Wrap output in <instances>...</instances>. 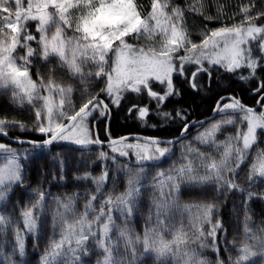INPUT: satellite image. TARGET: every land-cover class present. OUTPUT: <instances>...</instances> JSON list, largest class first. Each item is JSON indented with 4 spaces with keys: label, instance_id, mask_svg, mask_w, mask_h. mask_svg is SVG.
Masks as SVG:
<instances>
[{
    "label": "snow or ice",
    "instance_id": "1",
    "mask_svg": "<svg viewBox=\"0 0 264 264\" xmlns=\"http://www.w3.org/2000/svg\"><path fill=\"white\" fill-rule=\"evenodd\" d=\"M254 7L250 0L240 7L243 19L239 23L202 32L197 44L191 38L187 20L190 15L204 14L205 0H185L184 7L174 5L172 0H151L147 14H143V6L137 0H0V94L10 92L13 105L21 109L28 106L35 116L32 126L16 119H0V135L7 138L9 128L38 133L40 140L17 137L13 142L30 145L39 155L56 144L75 146V151L81 153L79 159L88 168L74 173L72 179L95 186L94 192L85 190L87 200L82 212L76 208L79 192L53 198L57 207L51 228L53 234L59 228V239L50 240L40 264H87L83 257L90 255V244L102 253L96 264H145L149 257L154 258V264H264V228L254 233L249 227L251 203L254 199L264 200V195L237 181L240 169L250 158V150L258 143V130H264V111L245 106L234 95H221L214 113L232 115L194 137L196 143L212 149L204 152L191 143H182L193 126L185 110L177 109L174 114L162 110L170 98L183 95L185 83L197 94L205 86L211 90L213 84L217 88L230 87L214 77L217 67L233 74L247 68V76L237 77L240 82L255 79L258 68L264 70V25L257 23L264 19V11L253 15ZM221 13L218 9L217 17ZM204 19L211 21L213 17ZM30 22L35 24L34 32L29 28ZM130 40H143L144 45L129 43ZM254 43L258 57L253 54ZM37 59L49 65L47 79L39 72L33 79V61ZM53 59L55 64L50 63ZM189 66H194V70L189 72ZM58 70L78 81L83 89L87 99L78 108L72 103L73 84L57 81ZM201 76L207 77L203 84L199 82ZM93 79L104 81V87L96 94L88 92ZM154 83L162 86L160 92L153 90ZM262 91L264 82H258L255 92ZM129 92L137 96L146 93L155 102L154 112L151 104L141 107L131 103L129 114L136 112L141 122H146L150 114L162 120L179 118L183 121L180 135L165 140L140 136L113 139L109 134L106 142L102 141L89 121L97 115L110 120L112 109L119 108ZM261 101L264 96L257 103ZM236 114H240L246 129L237 128L234 136L217 142L215 136L222 126L236 125ZM199 123L202 126L204 122ZM98 145L109 151L101 150L96 160L85 162L83 153ZM175 145L180 146L179 163L173 161L169 168L156 172L150 185L143 184L147 171L170 158ZM0 152L7 154L0 163L3 206L10 202L16 187H24L21 161L29 153L25 150L21 155L19 149L4 143H0ZM121 159L126 162L120 164ZM66 162L67 157L60 153L51 161L61 180L65 179ZM98 162L104 167L99 176H94L90 169ZM109 162L126 176L125 190L119 194L105 195L103 191L110 177ZM53 178H57L55 172ZM257 179L264 181V150L256 153L246 182L251 186ZM149 186L154 195L140 235L129 225L142 190ZM209 189L217 197L241 193L244 229L239 245L235 239L227 240L226 221L219 217L218 200L182 203L185 192L200 191L206 195ZM32 193L37 199L20 210L19 221L0 213V264H17L16 257L26 253V236L38 238L44 226L43 209L49 193L38 188ZM176 213L182 217L187 214V227L182 220L179 228L172 225ZM9 232L14 239L11 252H6ZM229 244L237 255L228 252ZM205 249L213 252L215 260L203 255ZM222 250L226 258L221 255Z\"/></svg>",
    "mask_w": 264,
    "mask_h": 264
},
{
    "label": "trees",
    "instance_id": "2",
    "mask_svg": "<svg viewBox=\"0 0 264 264\" xmlns=\"http://www.w3.org/2000/svg\"><path fill=\"white\" fill-rule=\"evenodd\" d=\"M255 4L252 14L256 15L257 12L264 11V0H251ZM137 3L143 6V14H147L150 10L151 0H137ZM174 5L178 4L181 7L185 6V0H172ZM250 3V0H205V11L203 15H190L187 20V27L191 33V38L193 42L199 44L201 41V33L202 32H210L216 28L221 26H231L234 23H239L242 16L239 15L240 7L243 5H247ZM218 9L222 10L221 15L217 17ZM205 16H212L213 19L211 21L205 20ZM259 25H264V19H260L257 21ZM29 28L34 32L35 24L33 22L29 23ZM129 43L136 44L137 41L130 40ZM33 47H36L35 42H33ZM254 56H260V53L255 51L256 45L255 43L252 45ZM51 64H55V59L50 61ZM264 64V61L261 62ZM48 64L43 63L39 59L33 61V79H36V73L39 72L41 76L45 79L48 77ZM208 65L206 64L205 67ZM189 72L194 70V66H189L187 69ZM249 74V70L247 68H240L234 74L233 73H225L224 70L220 67H217L213 75L220 82L221 85L230 87L225 88H217L215 84L212 85L211 90L207 86L203 87L199 93L197 94L194 91L188 89L187 84H183L182 91L183 95L176 96L170 98L163 107V111L172 112L177 109H184L185 114L189 121L191 120H199L206 116H209L215 105L216 101L219 99L221 95H234L242 103L247 106L254 107L258 105L257 103L262 96H264V91L257 94L255 89L258 87V82H264V70L256 71L255 79L240 82L237 80L239 76H247ZM55 78L57 81H64L65 83H71L74 86V94L75 96L72 98V103L75 107H79L87 97L83 96V89L81 88L78 81L69 79L68 75H66L62 71H57ZM207 80L206 76L199 77V82L203 84ZM177 84H180L181 81L177 78ZM104 87V81L100 79H93L89 83L88 92L90 94H96L100 91L101 88ZM154 90V89H153ZM160 92V90H155ZM102 98L105 99L103 95ZM228 102V101H224ZM131 103H138L139 106L143 107L144 105L151 104V110L155 111V102L150 101L147 94H142L137 96L133 93L126 94V98L121 103L119 108L112 109V119L110 123V130L115 137L121 136L123 134L128 133H142L146 135L160 136L165 138H172L177 136L180 133L181 125L183 121L179 118H174V120H162L158 116L154 114H150L146 118V122H141L137 118V113L133 112L131 114L128 113V108L131 106ZM260 104H264V101H261ZM257 112L263 111L262 107L256 110ZM0 119H16L26 123L29 126L34 124L35 116L33 110L25 106L23 109L13 105L9 99L5 95L0 94ZM7 132L12 137H20V138H29L40 140L41 136L32 131H26L21 133L18 128H9ZM105 124L99 123L98 127V135L101 137L105 136ZM260 137V140L263 138ZM0 143H4L9 145L12 148L19 149L21 155L24 154L25 149L31 148L30 145H21L17 143H11L6 141L4 138H0ZM259 143V142H258ZM60 148V144H56L51 146L44 155L39 158L36 154L29 155L27 159L22 160L25 169V180L28 186H35L39 183L38 189L42 192L49 193L52 196H59L66 193H74L82 191L86 185L85 182H77L72 179L73 175L67 177L65 182L56 181L53 178V165L51 163L52 158L58 152ZM103 151H106V147L101 148ZM255 150H261V147L257 144L250 150V155L253 154ZM134 163V157H131ZM164 160H167L164 159ZM99 172L102 171L104 164L98 162ZM159 166H161L159 164ZM244 165L240 171L239 176L241 175ZM109 167V166H108ZM110 169V167H109ZM118 176L112 181V183L105 184V187L108 190H111L115 194H119L125 190L126 186V176L123 172H119ZM238 176V178H239ZM237 178V179H238ZM38 182V183H37ZM260 182L263 183L264 181ZM148 183V182H146ZM147 185H150L149 183ZM246 187V185L244 186ZM20 191V202L19 206L15 209L17 221L20 219V210L23 209L24 201L27 199L30 191L25 190L23 188L19 189ZM154 192L153 189L149 187H145L138 201L136 213L130 223V227L134 229V231L140 235H143L144 228L146 226L147 217L149 216L151 210V201L153 198ZM204 199L196 200L193 192L187 193L185 192L182 196V203H198L200 202H218L220 203V213L219 217L223 218L226 221L227 228V240L229 242L235 239L236 244L239 245L243 238V229H244V211L242 208V195L239 191L229 194L227 196H219L217 197L214 191H208L207 194H203ZM198 201V202H197ZM250 214L251 221L249 222V227L255 233L257 229L264 228V200L254 199L250 206ZM181 220L185 227L188 225V216L184 214L183 217L176 213L174 214V219L172 221V225L175 228H179L181 224ZM118 224L121 223V220L117 218L116 221ZM207 228V226H206ZM222 235V234H221ZM167 239H171V235L165 233ZM13 235L11 232L7 235V247L5 249L6 252H11L12 244H13ZM228 252L233 256L237 255V252L231 245H228ZM26 254L29 255L30 261H37L40 257V253L35 252V237L26 236ZM203 255L215 260V255L211 250L205 249L203 250ZM221 255L225 256L223 250L221 251ZM226 258V256H225ZM17 264H19L20 257H16ZM145 264H154V258L149 257L145 260Z\"/></svg>",
    "mask_w": 264,
    "mask_h": 264
},
{
    "label": "rangeland",
    "instance_id": "3",
    "mask_svg": "<svg viewBox=\"0 0 264 264\" xmlns=\"http://www.w3.org/2000/svg\"><path fill=\"white\" fill-rule=\"evenodd\" d=\"M69 35H71L70 32H69ZM137 43H139L140 45H144L143 40H140ZM180 54L183 55L184 53L181 52ZM161 88H162L161 85H159L158 83H154V88H153L154 90H156V89L160 90ZM2 95H5L7 97V99L10 100V92L9 93H2ZM74 96H75V94L73 92L72 98ZM231 115H232L231 113H228L227 115L218 113L216 115V117H214L213 119L203 123L202 126L199 125V126L194 127L193 129H191V131H189V133L187 134L186 139L183 140L182 143H191L193 147L199 148L201 151H204V152L212 151V149L210 147L196 143L194 140V137L198 133L203 132L204 129L208 128L211 124L215 123L216 121L227 119ZM234 118L236 119V125H224V126H222L220 131L215 136V139L217 142L224 141L226 139V137H228L229 135L234 136L236 134L237 128H240L241 130L246 129V123L241 124V122H240V114H236ZM33 122H35V120ZM89 124L92 128V131L94 132V127L92 125L91 120L89 121ZM262 134L264 136V130H258V142L259 143H257V144L261 147V150H264V137L261 139V141H259L260 137H262ZM130 142H134V141H130ZM25 150H28L29 155L36 154L39 158H41L44 155V153L46 152V150H48V149L44 150L43 155H39L36 150H32L31 148H27ZM99 151H100V146L98 145L96 147L91 148L89 150V152L83 153L84 161L86 162L88 160H93V161L96 160V154ZM106 151H109V150L106 149ZM258 151L255 150L253 152V154L250 155V158L248 159L246 166L244 167V169H243L241 175L239 176V178L237 179V181L239 183H241L243 186L246 185V187H245L246 189L251 187L252 191L257 192L258 194L264 195V185L262 182H260L259 179H257V182L255 184H252L251 186H249V184L246 182V178L249 174V166L253 163L255 155ZM57 153H60V154L65 155L67 157V162H66L67 166H66V173H65V179L64 180L59 179V173L53 167V173L55 172L57 175L56 181L65 182L67 180L68 176L73 175L74 173H78V172L83 171L86 168H88L87 163H82L81 160L79 159V157L81 156V153L76 152L75 146H73V145L60 144V148L58 149ZM213 154L215 155V153H213ZM5 155H7V154L0 152V163L4 162L2 157ZM179 158H180V146L175 145L174 154L170 158H167V160L162 159V161L159 162V164L161 166H158L157 168H150L147 171L145 178L142 181V183L145 185H147L148 183L151 184L152 177L155 176L157 171H159L161 169L169 168L172 165L173 161H176L177 163H179ZM125 162L126 161L123 159H121L119 161L120 164H123ZM21 163L24 165V163L22 161H21ZM108 166L110 167V177H109L108 182L112 183V181L118 176L117 174L119 172L116 171V167H117L116 165H113L109 162ZM25 169H26V166L24 165V169H23L24 187H16L15 193L10 198V202H6L3 206H0V213H2L4 215L11 216L16 221H17V216H16L15 209L19 206V202H20V194H19L20 191H19V189L23 188L25 190L30 191L29 195L27 196V199L23 202L25 207L28 204H30V202L37 199V197L32 193V189H37L39 183L37 182L38 184H36L35 186H32V185L28 186L26 183V180H25ZM90 170L92 171V174L94 176H99L101 174V172H99L98 164L92 166ZM125 181H126V179H125ZM146 182H148V183H146ZM85 185H86V187L82 191H79L80 198L76 204V208H77L78 212H82L84 210L83 206L87 200V196L84 195L85 190L87 189V190H90L92 192L95 191V186L91 182H85ZM103 191H104L105 195H107L108 192H112L111 190H108L106 187H104ZM208 191L212 192L213 190L209 189ZM72 194L73 193H66V194L59 195V196L47 195V198L45 201V207L43 209L44 226H43L40 234L38 235V238L35 237V252L40 253V257L44 253V251L49 247V242L51 239H57V240L59 239V228H57L55 230V234H53V230L51 228L52 216H53V213L57 207L56 202L53 198L54 197H63L65 195H72ZM193 194H194V197L196 198V200L204 199L203 198L204 195L200 191H194ZM103 198H104L103 196L100 197L101 200ZM95 206L98 210L99 209V200L95 202ZM89 251H90V255L83 257V259L85 261H87V264H96L97 260L102 258V253L99 250L95 249L91 244L89 246ZM40 257L37 261H30L29 255H27L25 253L24 257H20L19 264H21V261L26 262V264H40Z\"/></svg>",
    "mask_w": 264,
    "mask_h": 264
},
{
    "label": "water",
    "instance_id": "4",
    "mask_svg": "<svg viewBox=\"0 0 264 264\" xmlns=\"http://www.w3.org/2000/svg\"><path fill=\"white\" fill-rule=\"evenodd\" d=\"M229 95V94H228ZM101 99H104V98H102V97H100ZM244 104V103H243ZM245 105V104H244ZM260 103L258 104V105H256V106H254V107H251V108H254L255 110H257L259 107H260ZM245 106H247V105H245ZM247 107H250V106H247ZM262 110L264 111V108H262ZM216 115H217V113H214V111H212V113L209 115V116H206V117H204V118H202V119H199V120H191V121H189V122H193V126L192 127H195V126H198V125H201L199 122H201V121H203L204 123L205 122H207V121H209V120H211V119H213L214 117H216ZM191 127V128H192ZM180 135V133L177 135V136H179ZM137 136H140V137H155V138H160V139H165V140H168V139H173V138H175V137H177V136H175V137H172V138H165V137H160V136H153V135H146V134H142V133H128V134H123V135H121V136H117V137H111V138H113V139H118V138H120V137H137ZM0 138H4L6 141H8V142H11V143H15V142H13L14 140H15V138H17V137H12L11 135H9L8 134V132H7V138H5V136H3V135H0ZM22 139H29V138H22ZM32 140H35V139H32ZM24 145H28V144H24Z\"/></svg>",
    "mask_w": 264,
    "mask_h": 264
},
{
    "label": "flooded vegetation",
    "instance_id": "5",
    "mask_svg": "<svg viewBox=\"0 0 264 264\" xmlns=\"http://www.w3.org/2000/svg\"><path fill=\"white\" fill-rule=\"evenodd\" d=\"M111 119H112V114H111L110 120L103 119L99 115H97L94 120H91L92 125L94 127V132L95 133H98L99 123H102V124L104 123L105 124V131H106L105 132V136L104 137L99 136V138L102 141H105L106 142V139L109 136V134H110V137H114L113 133L110 130ZM190 131H191V129H190Z\"/></svg>",
    "mask_w": 264,
    "mask_h": 264
}]
</instances>
